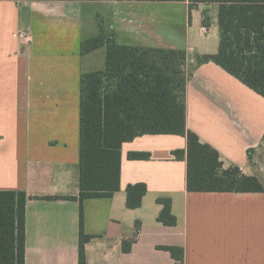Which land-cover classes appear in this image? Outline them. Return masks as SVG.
Masks as SVG:
<instances>
[{"label":"crops","instance_id":"0c3cea01","mask_svg":"<svg viewBox=\"0 0 264 264\" xmlns=\"http://www.w3.org/2000/svg\"><path fill=\"white\" fill-rule=\"evenodd\" d=\"M215 5V4H212ZM199 4L148 0H0V190L24 192V264H78L79 204L47 198L79 194V80L103 70L102 47L80 53L83 40L113 36L116 45L184 51L185 126L261 183L259 193L187 192L186 139L143 135L120 149L119 190L83 202L85 264H175L160 247H180L183 264H264V99L202 55L218 50L217 5L210 27ZM190 15V19H189ZM23 36V38L21 37ZM259 102V106L253 103ZM148 154L134 160L130 154ZM146 193L128 209L126 188ZM171 200L173 227L157 222ZM128 252L122 244L134 238Z\"/></svg>","mask_w":264,"mask_h":264},{"label":"trees","instance_id":"16d2710c","mask_svg":"<svg viewBox=\"0 0 264 264\" xmlns=\"http://www.w3.org/2000/svg\"><path fill=\"white\" fill-rule=\"evenodd\" d=\"M42 1V0H38ZM70 1V0H43ZM185 1V0H148ZM189 12L199 4L217 5L219 43L217 53L197 58L199 64L213 62L246 88L264 99V0H187ZM202 25L210 27L204 11ZM190 19V15H189ZM105 47L103 70L83 73L79 80V194L77 197L47 198L76 201L79 204L78 264H85L84 246L91 239L83 230V202L111 198L120 184V149L124 143L143 135H175L186 139V151L172 156L186 162L187 192L259 193L261 183L236 167L224 169L219 154L185 126L187 73L184 51L116 45L113 36L103 33L83 40L80 53ZM264 145V134L262 136ZM146 160L148 154H130ZM146 186L128 185V209L141 205ZM24 192L0 190V264H24ZM162 206L157 222L173 227L171 200L158 198ZM133 239L122 244L128 252ZM175 264H183L180 247H160Z\"/></svg>","mask_w":264,"mask_h":264},{"label":"rangeland","instance_id":"374dc122","mask_svg":"<svg viewBox=\"0 0 264 264\" xmlns=\"http://www.w3.org/2000/svg\"><path fill=\"white\" fill-rule=\"evenodd\" d=\"M215 9V5H211V7H210V9L208 8V9H206L207 10V12L208 11H212V10H214ZM255 106H259V102H255V103H253ZM258 156H259V158H258V160L259 161H261V160H263L264 159V155H263V151L262 150H259L258 151Z\"/></svg>","mask_w":264,"mask_h":264},{"label":"built area","instance_id":"2783aa9c","mask_svg":"<svg viewBox=\"0 0 264 264\" xmlns=\"http://www.w3.org/2000/svg\"><path fill=\"white\" fill-rule=\"evenodd\" d=\"M23 38V36H21Z\"/></svg>","mask_w":264,"mask_h":264},{"label":"water","instance_id":"95a60500","mask_svg":"<svg viewBox=\"0 0 264 264\" xmlns=\"http://www.w3.org/2000/svg\"><path fill=\"white\" fill-rule=\"evenodd\" d=\"M184 68V67H183Z\"/></svg>","mask_w":264,"mask_h":264}]
</instances>
